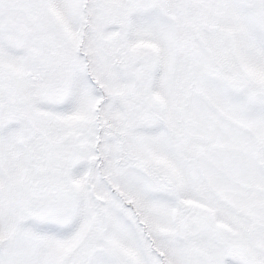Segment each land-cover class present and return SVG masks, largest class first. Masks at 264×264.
<instances>
[{"label":"snow or ice","instance_id":"snow-or-ice-1","mask_svg":"<svg viewBox=\"0 0 264 264\" xmlns=\"http://www.w3.org/2000/svg\"><path fill=\"white\" fill-rule=\"evenodd\" d=\"M0 264H264V0H0Z\"/></svg>","mask_w":264,"mask_h":264}]
</instances>
